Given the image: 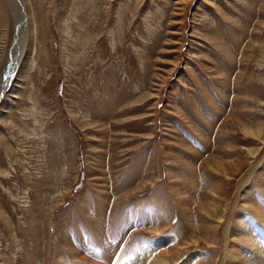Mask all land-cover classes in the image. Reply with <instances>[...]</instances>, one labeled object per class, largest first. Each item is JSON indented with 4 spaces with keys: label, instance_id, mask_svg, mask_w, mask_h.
Listing matches in <instances>:
<instances>
[{
    "label": "rangeland",
    "instance_id": "374dc122",
    "mask_svg": "<svg viewBox=\"0 0 264 264\" xmlns=\"http://www.w3.org/2000/svg\"><path fill=\"white\" fill-rule=\"evenodd\" d=\"M30 1L38 49L0 98V264H210L220 164L243 165L249 215L264 198V162L238 184L264 155V0ZM13 14L0 0V52Z\"/></svg>",
    "mask_w": 264,
    "mask_h": 264
},
{
    "label": "bare ground",
    "instance_id": "6f19581e",
    "mask_svg": "<svg viewBox=\"0 0 264 264\" xmlns=\"http://www.w3.org/2000/svg\"><path fill=\"white\" fill-rule=\"evenodd\" d=\"M7 1L12 7L13 15H15V40L13 39V45L10 44L11 41L8 44L6 43L0 52V98L2 97L3 91H9V93L14 94V100H18L19 98L16 94L25 87L24 83L29 74L30 62L33 61L38 49V21L30 0ZM186 1L191 2L193 0ZM217 11H219V8H217ZM221 11L225 14L224 8H221ZM222 12L219 11L221 16L224 15ZM10 45L12 47L10 48L11 51L8 53ZM3 68L5 70V77L2 72ZM8 74L9 76L12 74L13 82L9 80ZM2 78L3 80H1ZM1 102L0 115L4 116L10 109L9 102ZM2 105L5 107L4 110H2ZM258 122L260 123L257 125L255 131L258 138L255 140L258 141L259 146L256 149L250 150L252 156L257 155L258 152L260 154L264 150V122L261 120ZM235 157L236 156H234L232 163L226 164L232 166V170H228L220 164L221 169L218 172L227 176L223 178L224 185L216 181L212 187L210 202L201 204V224L205 225L210 222L206 233L207 237H209L206 241L209 244L205 246L214 248V250L217 249L220 252L219 257L217 256V258L212 259L208 258L207 261L210 262V264H264V246L259 242L261 239L264 240V229H262V225H264V198L260 194H255L258 202L252 203L251 206L256 214L249 215L250 206L246 202L241 201L242 192L237 190L235 194L231 196L232 188L229 187L232 179L231 177L239 176L244 171L243 165L240 164ZM263 162L264 155L261 156V159L251 162L249 169L242 174L238 184L244 187L247 181L253 176L255 170L260 167ZM244 179H246V181H244ZM238 207H241L240 209L243 210V213H240V211L237 212L236 208ZM221 232L224 235V243L219 245L217 240ZM257 237H259L260 240ZM210 239H212V242H210ZM233 243L238 247L237 252L233 250ZM190 245L191 243L184 242L181 244L182 249H180V251H184ZM182 254L183 253H159L152 264H174L175 262V264H177V260ZM191 259L192 257L189 258V261L193 262L194 259Z\"/></svg>",
    "mask_w": 264,
    "mask_h": 264
}]
</instances>
